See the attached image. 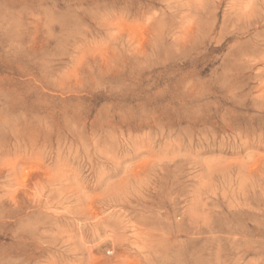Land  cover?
<instances>
[{"label":"rangeland","instance_id":"obj_1","mask_svg":"<svg viewBox=\"0 0 264 264\" xmlns=\"http://www.w3.org/2000/svg\"><path fill=\"white\" fill-rule=\"evenodd\" d=\"M0 264H264V0H0Z\"/></svg>","mask_w":264,"mask_h":264}]
</instances>
